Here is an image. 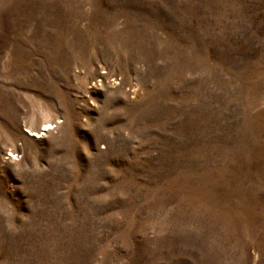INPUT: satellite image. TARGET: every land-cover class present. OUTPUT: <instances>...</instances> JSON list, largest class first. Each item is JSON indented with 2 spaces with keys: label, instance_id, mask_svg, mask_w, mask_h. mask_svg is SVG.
<instances>
[{
  "label": "rangeland",
  "instance_id": "obj_1",
  "mask_svg": "<svg viewBox=\"0 0 264 264\" xmlns=\"http://www.w3.org/2000/svg\"><path fill=\"white\" fill-rule=\"evenodd\" d=\"M0 264H264V0H0Z\"/></svg>",
  "mask_w": 264,
  "mask_h": 264
},
{
  "label": "bare ground",
  "instance_id": "obj_2",
  "mask_svg": "<svg viewBox=\"0 0 264 264\" xmlns=\"http://www.w3.org/2000/svg\"><path fill=\"white\" fill-rule=\"evenodd\" d=\"M46 129V128H45Z\"/></svg>",
  "mask_w": 264,
  "mask_h": 264
}]
</instances>
